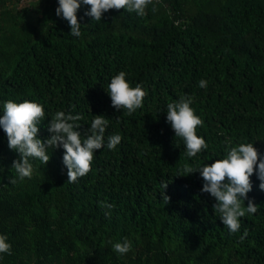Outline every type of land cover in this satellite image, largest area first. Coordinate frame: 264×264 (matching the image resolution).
<instances>
[{"label":"trees","instance_id":"1","mask_svg":"<svg viewBox=\"0 0 264 264\" xmlns=\"http://www.w3.org/2000/svg\"><path fill=\"white\" fill-rule=\"evenodd\" d=\"M57 7L58 0H0V115L8 100L41 104V140L57 111L82 115V139L104 115V146L76 182H67L62 147L47 150V164L29 158L33 174L20 180L11 168L19 153L0 129V235L11 245L0 264H264V190L255 170L247 196L258 210L240 217L235 233L201 191L199 171H182L223 159L239 143L264 155V0H152L142 17L110 9L101 21L82 4L80 37ZM120 71L147 93L132 115L107 94ZM185 94L207 144L195 157L166 120L167 104ZM114 134L122 139L109 150ZM125 238L132 247L121 255L112 244Z\"/></svg>","mask_w":264,"mask_h":264},{"label":"clouds","instance_id":"2","mask_svg":"<svg viewBox=\"0 0 264 264\" xmlns=\"http://www.w3.org/2000/svg\"><path fill=\"white\" fill-rule=\"evenodd\" d=\"M151 3L152 0H58L55 14L57 17L62 16L68 22L70 35L80 37L82 25L78 21L77 11L82 4L89 6L84 13L85 16L101 21L103 14L110 9H124L142 17ZM152 11L155 12L156 8L153 7ZM207 84L204 79L198 82L200 88H206ZM107 94L111 106L116 110L126 109L127 115H132L141 108L143 98L147 95L141 84L130 86L124 71L111 78ZM192 102L190 96L182 95L178 101L168 103L166 111V120L170 123L175 137L183 139L188 157H195L197 153L207 148L204 138L197 135V127L202 126L203 121L190 106ZM44 118L43 106L35 101L4 102L3 114L0 115V129L6 134L8 148L18 152L20 157L12 161L11 168L15 170L20 180L30 179L33 165L29 158H38L47 164L50 159L47 150L62 147L64 150L62 161L67 168V182H76L79 177H83L91 170L94 151L104 146V134L109 121L104 115L94 116L90 128L84 134L85 138L82 139L81 132L77 130L80 125L76 123L83 119L82 115L57 111L47 126L50 137L41 140L38 138V125ZM121 139L119 134L110 136L107 148L114 149ZM226 143L231 145L232 142ZM254 170L260 181L259 188L264 190V155L258 153L253 143H239L237 146H230L223 159H215L211 164H204L196 169L185 165L182 171L185 173L184 176L199 171L204 181L201 191L215 198L213 209L220 214L219 218L223 225H226L231 233H235L240 228L239 218L244 217L246 213L255 214L258 210V206L247 196L252 188L250 177ZM15 182V179H10V183ZM167 183L161 181L162 189H166ZM163 198L166 202L170 199L167 196ZM244 200H247L246 207L243 204ZM101 204L102 207H112L103 202ZM246 236L247 232L241 239ZM6 241L7 237L0 235V253L11 254V245ZM131 247V242L126 238L122 242L112 244L113 250L121 255L129 252Z\"/></svg>","mask_w":264,"mask_h":264},{"label":"built area","instance_id":"3","mask_svg":"<svg viewBox=\"0 0 264 264\" xmlns=\"http://www.w3.org/2000/svg\"><path fill=\"white\" fill-rule=\"evenodd\" d=\"M21 1H31V0H21Z\"/></svg>","mask_w":264,"mask_h":264}]
</instances>
